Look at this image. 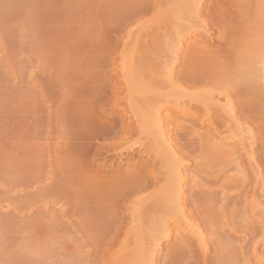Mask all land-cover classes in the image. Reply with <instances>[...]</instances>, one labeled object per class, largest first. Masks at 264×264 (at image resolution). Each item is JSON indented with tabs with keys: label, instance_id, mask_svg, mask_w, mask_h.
<instances>
[{
	"label": "rangeland",
	"instance_id": "rangeland-1",
	"mask_svg": "<svg viewBox=\"0 0 264 264\" xmlns=\"http://www.w3.org/2000/svg\"><path fill=\"white\" fill-rule=\"evenodd\" d=\"M139 1L0 0V264H71L75 259L77 262L75 260L73 264H80L81 261L86 264L87 262L84 261L93 258L92 262L98 261L99 264L100 253L103 251L96 249V244L93 243L98 241L95 239H100L104 233L102 230L105 231L108 226L110 219L106 216L107 220L104 214L120 217L122 213L124 223L130 222L124 205L114 204L118 208L116 209L112 198L115 193H119V188L118 191L115 190L117 186L120 187L119 184L123 185L120 188L122 191V187L124 188L125 185L126 188L130 183L127 180L131 181L130 177L134 178L133 171L138 172L150 161L140 159L138 162L135 160L137 158L135 155V158L122 156L123 162L118 160L121 158L118 154L135 143L137 138L141 143L145 139H143L144 135L138 136L139 134L136 135L134 131L123 134L119 126L121 123L126 124L125 121L130 116V108L124 100L121 103L126 106L124 110L123 106H118V110L117 106L113 107L111 89L116 84L126 89L128 84L132 85L143 79L148 80L152 75L150 64L137 66L126 62L119 55L120 51L131 46V39L124 38L127 30L136 31L140 28L142 34L157 30V24L149 19L150 13L143 14V17L137 21L134 19L128 23L124 22L126 14ZM208 1L204 2L201 16L207 23L209 35L203 38L199 36L196 39L195 36L183 38L182 47L179 49L181 51L178 50L176 57L174 74L183 72L193 76L232 77L227 70L246 61L252 69L257 67L261 71L264 70V57H258L256 60L264 38L263 25L260 21L264 16L258 7L259 0H224L231 19L229 27L224 30L212 24ZM255 12H258L257 15ZM122 23L124 24L120 25ZM158 25L162 27L160 31L165 33L171 28L166 21H161ZM194 29L197 31L200 27L195 26L192 30ZM249 30L252 34L248 32ZM250 38L251 42H249ZM187 42L189 43L186 44ZM192 46L197 50L194 55L187 52ZM156 55L159 56L160 53L156 52ZM156 66L157 64L152 66L151 70L154 71ZM140 71L143 74L145 72L146 75L142 77ZM245 76H247L246 71L236 74L237 84H241ZM257 79L258 82L263 83L261 75H258ZM177 82L189 90H213L215 95L226 89L223 85L204 82L192 85L185 84L183 80ZM217 96L220 102L224 103L225 98ZM250 106L253 114L262 117L260 124L246 121L247 119L240 115L238 119L242 125L244 124L243 127L246 126L255 137H259L264 130V106L255 99ZM127 108L128 115L125 114ZM103 123L107 125L103 126ZM110 124L113 126H109ZM196 128L198 133L203 134L208 125L202 126L196 122ZM219 136L216 135L213 141L224 146ZM140 137H143V140ZM144 142L147 143L146 140ZM144 142L142 148H147ZM206 144L207 146L202 147L196 144L192 161L189 160V164L184 167L186 172L190 169L196 170L199 161H203L200 164L206 163L208 172L210 164L214 162H211L213 159H210L207 150L209 144ZM234 149H236L235 145L228 151L232 152ZM253 151L257 159L259 154L264 157V146L258 139L253 145ZM241 155L242 153L239 152L237 156ZM222 157L224 167L222 166L221 169V163H217L219 171L225 166H232L236 159L233 156V158ZM244 165L246 167V162ZM213 169L216 170V166ZM213 169L212 172H218ZM245 169L248 170V167ZM235 171L230 168L227 173H236ZM125 173L127 180L124 179L125 177L122 178ZM146 173L150 171L147 170ZM249 177L247 182L252 181V177ZM212 182L214 183V180ZM206 183H210L209 175ZM211 186L209 184V187ZM191 192L186 194L190 205L195 201L193 207L195 213H192L190 219H194L193 223L196 222L205 230V225L200 222L199 215L196 214L199 211L198 206H201L200 209L204 207L200 202L202 199ZM110 194L113 197H110ZM138 194L143 193L132 196ZM153 194L154 192L151 195ZM190 197H196L197 200L194 198L191 201ZM197 201L200 202L199 205ZM101 205L107 207L104 209ZM97 212L99 216L103 214L100 216L102 219L95 217L98 215ZM243 212L240 210V214H237L239 221L249 219V211ZM88 215L91 217L89 223H83L84 228L79 227L80 220L88 222L89 218L84 219ZM93 216L98 222L93 221ZM104 223L107 226H104ZM78 227L82 230L89 229L90 235L92 234L91 239L90 235L87 236L88 231L81 232ZM98 228L101 230L100 233V230L96 231ZM204 233L206 234V231ZM96 234L101 236L98 237L99 235ZM188 234L190 233H186V236ZM122 236L121 234L117 241H120ZM194 237L191 236V239L196 255L199 251L195 248ZM208 237L210 236L207 234L206 238L209 242ZM89 239V245L80 248L82 242L87 244ZM211 241L208 245L210 249L206 251V264H215L216 261L219 263V258L223 257V253L214 250L217 249L215 246L212 248ZM174 242L173 238L161 240L157 252L159 258L168 254ZM90 244H93L96 250ZM114 245L112 250L115 251ZM93 249L100 253H95ZM112 250L106 253L109 254L108 256L105 255L112 259L109 264L111 261H115L112 264L125 263L123 261L127 260V255L118 253L111 257ZM71 251L73 254L76 252L78 254L80 251V255H72ZM92 252L96 255L100 254L96 256L99 260ZM68 253H71L69 257ZM81 253L82 257H80ZM90 253L93 258L88 255ZM83 254L87 256L86 260L82 259L85 257ZM226 257H228L226 260L225 257L222 260L231 259L229 254ZM70 258L74 260L70 261ZM178 260L179 258L175 261ZM158 264H162V261Z\"/></svg>",
	"mask_w": 264,
	"mask_h": 264
},
{
	"label": "bare ground",
	"instance_id": "bare-ground-1",
	"mask_svg": "<svg viewBox=\"0 0 264 264\" xmlns=\"http://www.w3.org/2000/svg\"><path fill=\"white\" fill-rule=\"evenodd\" d=\"M205 1L206 0H140L124 18V22L128 23L134 19L136 21L141 19L143 14L150 13V21L157 24V30L150 33L145 32L142 34L140 28L136 31L132 29L127 30L124 38L131 39V46L129 49L122 50L119 53L126 62L134 63L137 66L150 64V73L152 74L150 78L148 80H139V82H134L132 85L128 84V86H124L126 89L122 88V86L120 87L119 84L114 85V87L112 86V89L110 87L113 95L112 106H117L118 110V106H123L124 103H121L122 100H124L130 108V116H128V120L125 121L126 124L121 123L119 126L123 134H130L134 131L136 135L139 134L138 136H140V134L142 136L144 135V138H142L148 143H145V140L141 143L139 142L140 140L137 141V138L135 143L132 145L130 144L122 153L118 154L121 156L118 160L122 161V156L126 158L131 156L133 158L135 155L137 156L135 160L138 162L140 159H148L150 162L148 165L142 167L143 169L138 168L140 169L138 172L134 170L135 176H133V179L130 177L131 181L126 179L127 173H125V176L122 178L125 177L124 179L130 183L128 185L126 184V188L124 185L122 191L120 190L121 186H123L121 184H119L120 187H116L117 189L114 188L116 191H118L119 188V193H115L114 197L110 194V197H113V205L119 203L124 205L127 215L130 217H128L130 222H128V224L124 223L122 213H120V217H111L109 214H104L105 217L107 216L110 219L108 221V226L104 223V226H107L104 229L105 231L102 230L104 233L102 236L96 234L98 237L101 236L100 239H95L97 236H94V239L98 240L97 242L93 240V244H96V249H101V252H103L100 253L98 250L95 252L96 249L94 245L90 244V246L93 245L92 247L95 249H93L95 253L98 254L99 252L101 254L99 260L96 256L100 254L96 255L92 252L93 256L99 260V264L110 263L112 259L105 255L112 250L116 242L117 244L114 245L115 251L112 250L111 257H114L113 255L116 254L118 255V253L127 255V260L123 261L125 263L128 262L127 264H158L160 261H162V264H204L207 261L206 251L210 249V247L208 248L210 240H212L211 242L213 243L212 248L215 246L217 249L214 248V250H219L220 254L223 253L225 260L228 258L226 257L227 254H229L231 258L230 260L228 259L229 261L222 260L223 257L219 258V263L216 259L215 264H264V157H261V154H259L257 159L253 151V145L257 143V139L262 142L264 146V130L259 134V137H255L246 126L245 130V127H243L244 124L242 125L238 119V115H240L247 119L246 121L249 120L253 124H260L262 121V117L259 118L253 114L250 103L255 99L264 106V70L261 71L259 68L257 69V67L252 69L251 65L246 61L244 64H237L233 68L230 67L227 71L232 74V77L227 76L226 78H220L221 76H193L183 72L175 75L173 72V69H175L174 66H176L178 50L183 44V38L186 37V39H188L191 36H195L196 39V37L199 36L203 38L209 35L207 23L201 16ZM208 2L211 8L209 10V18L212 24L223 30L229 27L231 19L226 9V2L224 0H209ZM258 5L261 14L264 16V0H259ZM255 13L257 15L258 12ZM161 21H166L171 25L167 33L160 31L162 27L158 24ZM260 21H262V30L264 31V17ZM123 24L124 23L120 25ZM195 26L200 27V29L197 31L194 29L193 31L192 29ZM248 32H250V30ZM251 38L249 42H251ZM239 41L241 43L240 39ZM188 43L189 42L186 44ZM161 44L164 45V47ZM160 47L162 48L160 49ZM194 48L192 46L187 52L190 55H194L197 52ZM180 51L181 50H179V52ZM156 52H159L160 55L157 56ZM256 56V60L258 57H264V38ZM155 64H157V66L153 71L151 67H154ZM253 64L255 63L253 62ZM245 71L247 76H245L241 84H237L235 75L242 74ZM141 75L144 77L146 74L145 72L144 74L141 72ZM141 75L139 76L141 77ZM258 75L263 77V83H260L261 81L258 82ZM178 80H183L187 85L204 82L217 86H226L225 90L223 89V91L217 92V95L225 98L224 103L220 102L217 98L218 96L215 95V91L204 89L189 90L178 84ZM125 107L123 106V110ZM127 110L128 108L125 114H127ZM163 111L164 113L162 114ZM241 121H243V119ZM196 122L202 126L208 125L206 132L203 134L198 133L196 130ZM105 125L107 124L103 123V126ZM109 126H113V124ZM241 132L244 133L241 134ZM216 135H220L221 143H223L224 146L214 143L213 139ZM142 138L140 137L141 140H143ZM143 142L146 144L145 147L147 148H142ZM206 143L209 144L207 150L211 157L210 159H213L211 162H214L215 165L211 163V166H209L210 169L208 168L207 172V167H205L206 163L200 164L203 161H199L200 163L196 166V170L192 169L191 171L190 169V171H188L189 173L186 172L187 170H184V167L187 163L189 164V160L193 159L192 155L195 152L196 144L202 147L207 146ZM233 145H235L236 149L229 152V148H232ZM239 152L242 153V157L237 156ZM222 156L234 157L236 159L232 166H225L223 170L219 171L217 163L222 164L223 162L224 164V161H221L223 158ZM219 157H221V159ZM245 162L247 164L246 167H244ZM221 164L220 168L223 166V164ZM213 166H216V170L213 169ZM247 167L248 170L245 169ZM230 168L231 170H236V173H227L230 171ZM211 169L218 172H212ZM147 170L150 171V173H146ZM209 170L214 174L209 172ZM128 174L130 175L131 173ZM208 175L210 176V183L205 184ZM211 175L213 177H211ZM249 176L252 177L251 182H247L250 178ZM211 179L212 181L214 180V183ZM113 182H115V180ZM110 183L112 184V182ZM204 184L206 187H204ZM209 184L213 187H209ZM141 192L143 194L132 196ZM152 192H154L153 195H151ZM190 192L202 199L200 202L204 207L200 209L201 206H198L200 202L198 203L197 201L198 205L196 206H198L199 211L196 214L199 215H197L201 220L199 221L205 225V230L201 229V225H197L196 222L193 223L194 219H190L192 213H195L193 212L195 201L190 205L186 199L188 198L186 194ZM194 195L191 196L193 197ZM194 198L196 199V197ZM194 198H191V201H193ZM101 201L104 202L103 200ZM106 203L108 202L106 201ZM109 204L110 203H108V205ZM116 205H114V207ZM102 207L104 208L107 206L103 205ZM240 210L244 211L243 213L249 211V219H246L247 221H239L237 219V214H240ZM104 211L105 210H103V212ZM196 214H193V216ZM100 216L98 214L95 217ZM86 218H89L88 222L86 220H80L78 224L79 227L82 226L84 228L85 226L82 224L89 223L91 217L88 215V217L84 219ZM92 218L94 222L97 219H94V216ZM100 218L102 219V217ZM242 218L243 217H240V219ZM196 220L198 221V219ZM91 222L90 224H92ZM195 224L199 226L200 229ZM79 227L78 230L81 229V232L88 231L87 236L90 235L89 229L82 230V228ZM99 228L96 229V231H99ZM71 229H73V227ZM204 231H206V234ZM100 232L101 230L99 233ZM78 233L81 234L80 232ZM186 233L190 234L186 236ZM121 234L123 235L122 238L120 241H117ZM207 234L210 236L208 237V239L210 238L209 242L206 238ZM91 235L89 236L90 239ZM142 235H145V237ZM190 235L192 238L195 236V248L199 251L196 255L192 248L193 243ZM168 238H173L175 240L174 246L171 247V250H168L169 252L167 251V255L159 258L157 252L161 240H166ZM90 239L87 244H84L83 241V245L81 244L82 246L80 248L84 246L87 247L90 243ZM80 251L78 254L77 252L73 254L72 251L71 253L76 256V254L80 255ZM71 253H68V257ZM88 255L91 256L92 254L90 253ZM80 257H82V253ZM83 257L82 259H87V256L84 254ZM178 258V262L175 261ZM93 259L88 260L92 262L94 261ZM72 260L74 259L72 258L70 261ZM88 260L84 262L90 264L91 262L89 263ZM8 262L10 263V260ZM73 262H71V264H73ZM112 262L113 261H111V264ZM78 263L80 262L78 261ZM96 263L98 264V261L92 262L91 264ZM80 264L84 263L81 261ZM120 264H122V262Z\"/></svg>",
	"mask_w": 264,
	"mask_h": 264
}]
</instances>
